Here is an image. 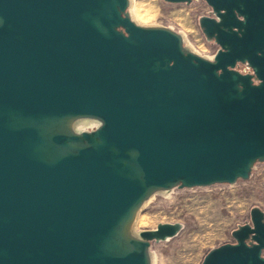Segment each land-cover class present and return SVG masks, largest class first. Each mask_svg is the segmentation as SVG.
Masks as SVG:
<instances>
[{
    "label": "water",
    "instance_id": "1",
    "mask_svg": "<svg viewBox=\"0 0 264 264\" xmlns=\"http://www.w3.org/2000/svg\"><path fill=\"white\" fill-rule=\"evenodd\" d=\"M205 1L212 59L131 0H0V264H153L183 228L135 230L154 194L264 161V0ZM250 215L202 264H264Z\"/></svg>",
    "mask_w": 264,
    "mask_h": 264
},
{
    "label": "rangeland",
    "instance_id": "2",
    "mask_svg": "<svg viewBox=\"0 0 264 264\" xmlns=\"http://www.w3.org/2000/svg\"><path fill=\"white\" fill-rule=\"evenodd\" d=\"M132 1L129 10L138 23L180 32L192 50L210 59L218 51L219 45L206 38L199 24L201 16L212 12L205 0H194L190 4ZM238 69L250 71L244 64ZM96 126L97 122L92 120L82 129L91 130ZM255 206L264 210V161L256 162L248 179H239L233 184L175 187L154 194L140 210L136 229H155L160 223H182L183 228L175 237L152 242L154 264H202L212 248L234 242L233 230L251 221L250 211Z\"/></svg>",
    "mask_w": 264,
    "mask_h": 264
},
{
    "label": "bare ground",
    "instance_id": "3",
    "mask_svg": "<svg viewBox=\"0 0 264 264\" xmlns=\"http://www.w3.org/2000/svg\"><path fill=\"white\" fill-rule=\"evenodd\" d=\"M132 0H131V5H132ZM138 9V8H137ZM138 11V10H137ZM138 14L140 15V16H142L141 18H143L144 16L142 15V14H140L139 12H138ZM131 15H132V17L135 19V15H134V13L132 12L131 13ZM145 18V17H144ZM138 22V21H137ZM140 23V22H139ZM142 24H143V22H141ZM145 24V23H144ZM183 36H184V34H183ZM184 39H185V41H186V37L184 36ZM190 48H191V46L190 45H188ZM192 49V48H191ZM90 121H92V119H89V118H86V119H79L77 122H76V127L78 128V129H80V130H82V126H84L85 124H87V123H89ZM163 192H166V191H163ZM138 218V217H137ZM135 230H137L136 229V222H135ZM138 231V230H137ZM153 264H154V260H153Z\"/></svg>",
    "mask_w": 264,
    "mask_h": 264
},
{
    "label": "built area",
    "instance_id": "4",
    "mask_svg": "<svg viewBox=\"0 0 264 264\" xmlns=\"http://www.w3.org/2000/svg\"><path fill=\"white\" fill-rule=\"evenodd\" d=\"M247 68H249V67L247 66ZM249 69H250V68H249ZM250 71H251V69H250ZM250 71H247V70H246V72H250Z\"/></svg>",
    "mask_w": 264,
    "mask_h": 264
}]
</instances>
